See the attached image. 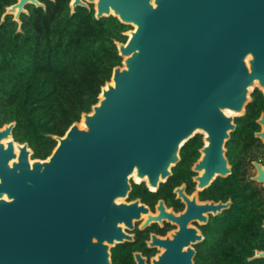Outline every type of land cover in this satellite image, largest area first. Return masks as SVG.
<instances>
[{"label":"water","instance_id":"1","mask_svg":"<svg viewBox=\"0 0 264 264\" xmlns=\"http://www.w3.org/2000/svg\"><path fill=\"white\" fill-rule=\"evenodd\" d=\"M28 5L45 9L40 0H17L0 23L11 16L20 32ZM90 5L96 20L129 28L125 42L114 41L121 64L89 112L62 136L47 135L56 145L45 159L13 140L15 122L0 129V264L9 245L21 249L22 264H50L51 240L57 264H110L111 249L132 240L126 230L142 215L146 225L158 220L139 200L127 202L131 180L156 191L197 135L204 147L195 180L225 177L235 121L252 93L264 91V0H70V14ZM158 209L180 224L182 214ZM16 236L19 243H7ZM179 236L153 239L161 248ZM261 258L256 251L248 261ZM170 259L179 264V252ZM165 261L161 254L155 263Z\"/></svg>","mask_w":264,"mask_h":264},{"label":"trees","instance_id":"2","mask_svg":"<svg viewBox=\"0 0 264 264\" xmlns=\"http://www.w3.org/2000/svg\"><path fill=\"white\" fill-rule=\"evenodd\" d=\"M16 1L0 0V21L5 6ZM41 1L45 9L30 5L20 16V32L11 16L0 23V121L16 122V139L27 142L37 159H45L56 145L47 135L62 136L97 102L101 87L121 64L114 41L125 42L122 32L129 29L113 18L96 20L86 8L71 15L70 0ZM258 102L256 97L246 115L236 119L228 144L234 163L233 213L218 234L222 258L212 264H264L248 261L255 250H264V193L247 177L245 157ZM199 146L197 137L185 144L167 185L189 173Z\"/></svg>","mask_w":264,"mask_h":264},{"label":"flooded vegetation","instance_id":"3","mask_svg":"<svg viewBox=\"0 0 264 264\" xmlns=\"http://www.w3.org/2000/svg\"><path fill=\"white\" fill-rule=\"evenodd\" d=\"M87 10L89 11V9ZM91 11L94 13L92 5H90L89 12ZM256 97L259 99L257 103L258 116L254 120L256 129L252 133L253 143H249L250 146L246 147L248 150L245 152V157L248 161L247 177H249L264 193V182L259 183L253 179L254 177H264V91L256 89L252 93V102H254ZM13 122L15 121H0V129ZM15 129L16 122L12 130L13 140L21 145L27 143L16 139L14 134ZM257 134H260V136L257 137ZM196 137L199 138L200 146L196 149V154L190 165L189 173L182 177H176L175 183L167 185V182L172 178L170 177L165 183L160 184L156 191H151L145 183L137 184L133 179L131 180L132 190L127 202L139 200L141 204L149 209L152 216L158 217V220L150 221L149 224L146 225L145 223L148 219L145 215H142L141 219L135 222L132 230H126V233L132 236V240L117 244L111 249L110 264H156L155 261L158 262L161 254L167 259L163 264H174L170 259L171 253L174 250L179 252V264H212L216 259L222 258V256L218 254V251L220 249L219 245L223 240L221 241L218 238V234L226 228V223L233 213V196L230 192L234 163L232 160V153L228 148L230 140L226 144L227 150L225 153L227 165L230 167L229 174L225 177L218 175L211 180L209 184L204 185L203 181L195 180L199 173L192 171L193 165L201 158L202 154L200 150L204 147L203 136L197 135L194 138ZM28 147L33 151L29 144ZM32 159L37 158L32 156ZM177 189L181 191L180 196L179 193L176 192ZM187 199L195 205L188 208ZM160 203L163 204L165 211L171 210L174 215L182 214L179 225L169 221L168 216H164L161 213V210L158 209ZM227 203L228 207L220 211L213 208L218 204L226 205ZM144 224L145 226L142 227ZM263 226L264 219L261 224L264 230ZM175 231L180 232V236L176 240V243L175 239L172 237L165 247L160 248L154 243L153 237L166 238L170 233ZM15 235L16 233L14 236ZM19 240L20 238L16 236L15 238H8L7 243H19ZM256 251L264 252V250H255V252ZM254 254L251 257H253ZM35 255L36 258L39 256L38 259L40 261L41 250H39V253H35ZM22 256L23 253L19 247H11L9 245L4 264H22ZM56 259V244L51 240L50 264H57Z\"/></svg>","mask_w":264,"mask_h":264}]
</instances>
